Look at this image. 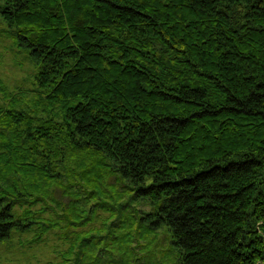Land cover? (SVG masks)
I'll use <instances>...</instances> for the list:
<instances>
[{"label": "trees", "instance_id": "16d2710c", "mask_svg": "<svg viewBox=\"0 0 264 264\" xmlns=\"http://www.w3.org/2000/svg\"><path fill=\"white\" fill-rule=\"evenodd\" d=\"M0 16L35 65L32 87L0 80V243L53 233L37 264H144L139 228L163 226L173 264H264V0H0ZM111 177L125 225L97 221L122 198Z\"/></svg>", "mask_w": 264, "mask_h": 264}, {"label": "rangeland", "instance_id": "374dc122", "mask_svg": "<svg viewBox=\"0 0 264 264\" xmlns=\"http://www.w3.org/2000/svg\"><path fill=\"white\" fill-rule=\"evenodd\" d=\"M5 26L6 25L2 22V18L0 16V80H2L10 90H15V92H18L21 90L20 87L24 89L32 87L35 65L29 58L28 54L21 47L14 43L12 37L2 32L6 30L4 29ZM109 182L113 185H106L104 189L110 193L114 192V194H120L122 198L113 201H111V199L109 201L107 200L111 206L113 205L111 208L113 213H110V211L101 210L102 214H100L102 217L100 219L97 218V221L104 222L105 217H107V224L113 221L115 224L121 223L125 225L127 224L125 218L129 219V222H131L133 218L128 216L122 217L123 215H114V213L117 210L118 204L123 201H125L124 203L129 202V197H127V193L124 194V191L121 192L123 188L122 182H120L121 184H115V177H111ZM102 192L98 193L96 190L98 195H91L94 197H89V200L87 199L88 208H91L92 206L95 207L94 204L99 203V196L101 197L99 194ZM58 197L61 199L63 198L64 201L69 199L68 196L62 197L60 194H58ZM83 199L85 198H82V201ZM101 199L104 198L101 197ZM131 204H136L139 208H142L145 211L149 209V206L144 200L139 202L136 201L135 203L131 202ZM127 209V207H124V212L126 215L129 213L134 215L131 207H129V210ZM133 227H139V225L134 224ZM139 231L140 235L143 233V235L140 237V243H142L144 247H138L137 251L139 252L141 261L144 262V264H155L156 260L163 264H167L168 262H171L169 264H173L172 257L174 253H172L173 250L170 247L166 228L163 226L159 227L158 229L154 230V233L150 235H147V233L145 234L144 229L141 227L139 228ZM144 235L146 239L144 238ZM32 237L33 233H15L11 240L0 243V264H37L40 261L54 258L57 255L55 249L58 247V245L62 246V242L57 238V235L53 233L49 234L48 237L44 239L45 241H38L37 243L28 241Z\"/></svg>", "mask_w": 264, "mask_h": 264}]
</instances>
